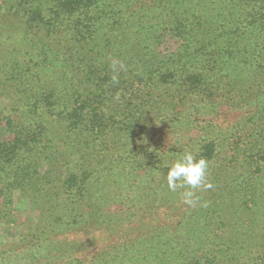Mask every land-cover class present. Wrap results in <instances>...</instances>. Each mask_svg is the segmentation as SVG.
<instances>
[{
	"label": "trees",
	"instance_id": "obj_1",
	"mask_svg": "<svg viewBox=\"0 0 264 264\" xmlns=\"http://www.w3.org/2000/svg\"><path fill=\"white\" fill-rule=\"evenodd\" d=\"M0 1V264H264V0Z\"/></svg>",
	"mask_w": 264,
	"mask_h": 264
},
{
	"label": "clouds",
	"instance_id": "obj_2",
	"mask_svg": "<svg viewBox=\"0 0 264 264\" xmlns=\"http://www.w3.org/2000/svg\"><path fill=\"white\" fill-rule=\"evenodd\" d=\"M115 79L113 77V80ZM164 166L168 169L166 174L168 189L173 192L177 189H186L181 193L184 204L195 205L199 198L196 197L194 190H207L213 187L207 178L209 161L203 157L197 159L191 152L186 151L175 161L165 162Z\"/></svg>",
	"mask_w": 264,
	"mask_h": 264
},
{
	"label": "rangeland",
	"instance_id": "obj_3",
	"mask_svg": "<svg viewBox=\"0 0 264 264\" xmlns=\"http://www.w3.org/2000/svg\"><path fill=\"white\" fill-rule=\"evenodd\" d=\"M7 9L5 5L1 4L0 1V21H2L5 16ZM5 22V24H7ZM18 25L15 28H18L20 22H16ZM19 34L18 31L14 33ZM19 45H23L22 41L17 40ZM7 104L5 99L0 100V105L4 107ZM8 134L4 131V128L0 125V140H7ZM2 202L0 199V210L2 206ZM34 212L33 210H27L23 200L21 199L18 193H14L13 195V204L10 207V211H5L4 214H0V250L6 248L9 244L15 242L18 239V235L21 231H23L27 226V220L33 218Z\"/></svg>",
	"mask_w": 264,
	"mask_h": 264
}]
</instances>
